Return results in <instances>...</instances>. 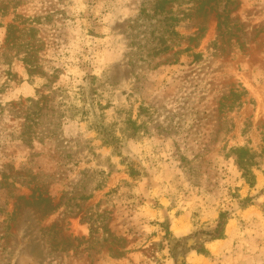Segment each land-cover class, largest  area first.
I'll use <instances>...</instances> for the list:
<instances>
[{"label":"rangeland","instance_id":"rangeland-1","mask_svg":"<svg viewBox=\"0 0 264 264\" xmlns=\"http://www.w3.org/2000/svg\"><path fill=\"white\" fill-rule=\"evenodd\" d=\"M159 4L0 0V264H264V0Z\"/></svg>","mask_w":264,"mask_h":264},{"label":"trees","instance_id":"trees-1","mask_svg":"<svg viewBox=\"0 0 264 264\" xmlns=\"http://www.w3.org/2000/svg\"><path fill=\"white\" fill-rule=\"evenodd\" d=\"M157 1L160 3L159 4L160 8L158 9H162L158 13V15L165 16L167 14V11L163 10L162 4L167 3L168 0H157ZM165 18L166 17H164V19H162L161 21L163 20L167 21ZM165 32L167 31L165 30L161 34L164 35ZM159 41L151 49L152 52H155L157 54V53L166 52L170 49V47L165 44V41L163 39L160 41L161 43H159ZM28 102H29V106L27 107L28 114L26 115L24 119V122H25L24 125L27 126V127L25 126V129L32 127L36 123L37 116L39 115V112L41 111V105H40L39 100L30 99L28 100ZM128 122H130L129 124L132 126L135 125L133 121H128ZM98 133L105 138L103 142L106 145L115 146L116 143L118 142V138L115 137L110 132L109 127L101 125L99 127ZM24 141L26 143H29V139H25ZM230 152L232 156L234 157L235 165L241 171L242 177L245 179V181L250 187H253L254 186V182H253L254 175L252 173V166L254 165L253 153L248 148H245V147L234 148V149H231ZM238 204L241 206L242 209L252 206L254 205L253 197L252 196L246 197L245 199L240 200ZM227 221H228L227 213L225 212L220 213L219 217L216 219L214 223V227L206 231L205 234L210 236L212 240L222 239L224 236V230H225ZM197 252L199 254H205V251H203L202 249H198Z\"/></svg>","mask_w":264,"mask_h":264}]
</instances>
